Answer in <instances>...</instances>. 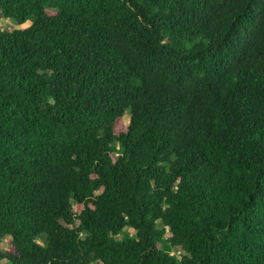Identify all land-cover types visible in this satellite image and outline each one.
Listing matches in <instances>:
<instances>
[{"label":"trees","instance_id":"obj_1","mask_svg":"<svg viewBox=\"0 0 264 264\" xmlns=\"http://www.w3.org/2000/svg\"><path fill=\"white\" fill-rule=\"evenodd\" d=\"M0 19V264H264V0Z\"/></svg>","mask_w":264,"mask_h":264},{"label":"rangeland","instance_id":"obj_2","mask_svg":"<svg viewBox=\"0 0 264 264\" xmlns=\"http://www.w3.org/2000/svg\"><path fill=\"white\" fill-rule=\"evenodd\" d=\"M30 23V21H27V22H25V24H23V25H20V27H25V26H27L28 24ZM10 26H14V27H18V25H12V23L10 22V20L9 19H0V27H2V28H7V27H10ZM127 122H128V115L127 114H124V116L122 117V127L124 126H126V124H127ZM124 231H127V232H129V233H131V234H134V230L132 229V228H129V227H125L124 228ZM168 235V234H167ZM1 247L3 248V249H8L9 248V237H7L6 239H4L2 242H1ZM172 253H174L175 255H177V256H179L180 255V251H178V250H176V249H174L173 251H172Z\"/></svg>","mask_w":264,"mask_h":264}]
</instances>
